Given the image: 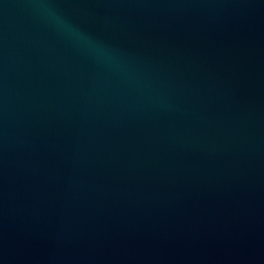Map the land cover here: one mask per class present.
<instances>
[{
    "label": "water",
    "instance_id": "water-1",
    "mask_svg": "<svg viewBox=\"0 0 264 264\" xmlns=\"http://www.w3.org/2000/svg\"><path fill=\"white\" fill-rule=\"evenodd\" d=\"M0 264H264V0H0Z\"/></svg>",
    "mask_w": 264,
    "mask_h": 264
},
{
    "label": "clouds",
    "instance_id": "clouds-1",
    "mask_svg": "<svg viewBox=\"0 0 264 264\" xmlns=\"http://www.w3.org/2000/svg\"><path fill=\"white\" fill-rule=\"evenodd\" d=\"M44 14L49 20L55 24L60 30H62L71 39L83 44L86 47L95 49L98 55H104V50L96 45L89 37L85 36L82 32L77 30L71 23L64 20L54 9L44 8Z\"/></svg>",
    "mask_w": 264,
    "mask_h": 264
}]
</instances>
